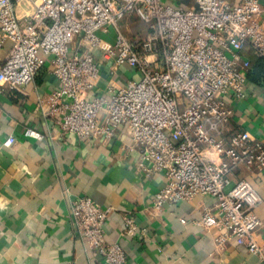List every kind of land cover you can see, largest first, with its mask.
<instances>
[{"label": "built area", "instance_id": "obj_1", "mask_svg": "<svg viewBox=\"0 0 264 264\" xmlns=\"http://www.w3.org/2000/svg\"><path fill=\"white\" fill-rule=\"evenodd\" d=\"M128 14L145 26L134 38L120 27ZM7 40L0 85L24 90L49 60L60 87L48 100L63 134L110 138L126 128L142 169L165 177L156 208L212 196L201 223L221 231L217 248L233 240L264 261L256 238L263 197L235 178L242 167H264V142L248 130L229 132L234 105L247 98L243 51L264 58L260 0H0V47ZM102 60L139 77L110 87V97L96 94ZM25 135L44 138L33 128ZM16 142L10 136L0 149ZM113 211L82 196L72 203V224L99 264H128L123 247L107 239ZM124 222L123 235L145 234L131 214Z\"/></svg>", "mask_w": 264, "mask_h": 264}, {"label": "crops", "instance_id": "obj_2", "mask_svg": "<svg viewBox=\"0 0 264 264\" xmlns=\"http://www.w3.org/2000/svg\"><path fill=\"white\" fill-rule=\"evenodd\" d=\"M11 48L10 40L0 47V63ZM243 56L249 74L257 56L250 47ZM138 77L127 66L114 72L110 61L102 60L95 93L110 97V87ZM59 87L47 59L24 90L0 85V141L17 139L0 149V264H99L71 220L73 201L86 195L114 209L107 239L123 247L128 264H264L233 240L217 248L215 238L221 231L201 223L204 210L214 208V197L156 208L154 197L165 186V177L142 169L126 128L110 138L63 134L62 116L48 100ZM27 128L44 138L27 137ZM245 130L264 142V84L252 80L247 98L234 105L229 126L230 133ZM239 177L250 180L263 197L257 211L263 226L256 238L264 248V167H242L235 175ZM125 214L134 217L144 235H123Z\"/></svg>", "mask_w": 264, "mask_h": 264}, {"label": "rangeland", "instance_id": "obj_3", "mask_svg": "<svg viewBox=\"0 0 264 264\" xmlns=\"http://www.w3.org/2000/svg\"><path fill=\"white\" fill-rule=\"evenodd\" d=\"M120 27L129 38H134L144 29L145 26L139 19H137L135 14H128L120 21Z\"/></svg>", "mask_w": 264, "mask_h": 264}, {"label": "trees", "instance_id": "obj_4", "mask_svg": "<svg viewBox=\"0 0 264 264\" xmlns=\"http://www.w3.org/2000/svg\"><path fill=\"white\" fill-rule=\"evenodd\" d=\"M253 64L248 75L249 80L257 84H264V58L256 57L253 59Z\"/></svg>", "mask_w": 264, "mask_h": 264}, {"label": "water", "instance_id": "obj_5", "mask_svg": "<svg viewBox=\"0 0 264 264\" xmlns=\"http://www.w3.org/2000/svg\"><path fill=\"white\" fill-rule=\"evenodd\" d=\"M189 0H185L186 3H188Z\"/></svg>", "mask_w": 264, "mask_h": 264}]
</instances>
